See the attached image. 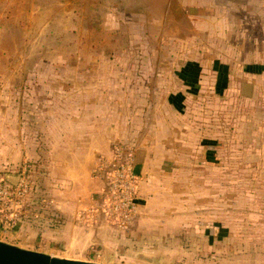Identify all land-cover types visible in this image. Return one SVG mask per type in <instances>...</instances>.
<instances>
[{
    "label": "rangeland",
    "instance_id": "1",
    "mask_svg": "<svg viewBox=\"0 0 264 264\" xmlns=\"http://www.w3.org/2000/svg\"><path fill=\"white\" fill-rule=\"evenodd\" d=\"M258 5L0 0V240L104 264H264V157L251 156L264 141V114L250 115L255 103L239 95L235 80L252 66L232 65L236 76H228L224 94L212 73L224 54L232 57L234 45L261 52L264 28L259 24L257 32L250 21ZM223 22L227 36L209 33ZM185 62L207 71L198 65L203 77L195 95L177 79ZM172 93L186 95L179 98L184 111L168 105ZM125 97L140 106L159 100V113L185 129L186 149L208 128L209 138L220 142L211 149L221 157L167 158L127 227L94 212L101 191L76 213L91 237L72 242L64 216L58 225L44 223V216L59 213L46 206L42 157H51L91 111L107 118L125 112ZM91 226L105 229L99 239Z\"/></svg>",
    "mask_w": 264,
    "mask_h": 264
},
{
    "label": "crops",
    "instance_id": "2",
    "mask_svg": "<svg viewBox=\"0 0 264 264\" xmlns=\"http://www.w3.org/2000/svg\"><path fill=\"white\" fill-rule=\"evenodd\" d=\"M255 1L259 3L258 9H260L258 13H255L257 15H253L255 16L254 19L250 21H255L258 32L259 24L262 25L261 28H264V0ZM208 28L209 33L217 32L219 38H222V36L225 37L228 26L226 22H223L218 23L214 28ZM261 34L264 36V31ZM233 48L235 50L232 57H228V59L224 54L220 59V63L228 67L230 81L234 80L237 72L232 69V65L252 66L251 69L243 72L244 76H241L240 79L237 77L235 80L238 81V85L241 84L240 89L236 90L239 95L242 93L249 97L252 105L255 103L253 107H250L249 113L255 115L254 118L256 119L259 113L264 114V107H259L256 104L263 87L260 82H264V43L262 42L261 52L259 53L257 47L253 48L255 50L254 54L252 52L237 51L236 45ZM188 64L185 62L181 65L183 67L180 68L181 73ZM198 65L201 67L202 73L207 72L204 67L202 69L201 63ZM212 66V69H214V63ZM213 72L218 75V72ZM181 73L177 74V79L180 78L179 80H182L185 87L190 92L193 90L191 93L195 95L193 89L195 87L181 78ZM199 77L198 83L200 84L203 75L200 74ZM228 88L226 87L221 93L224 94ZM125 89H127L126 86ZM188 90L185 92H188ZM182 94L186 98V95ZM175 95L177 96V93L168 94V105L182 112L184 108L181 104L177 105L171 100V97ZM152 103L153 105L140 106L125 97V112L117 113L113 117L102 116L103 111H91L88 116H83L84 118H79L76 121L75 131L64 142L53 148L51 157H42L45 174L49 179L47 194L45 193L46 206L49 210L55 209L59 213L55 217L52 214L51 216L49 214L44 216L45 224L58 225L59 221L62 220L60 216L62 215L69 227V240L73 242L84 237L86 230L79 227L78 221L80 219L78 215L81 213V209L90 204L95 197L98 198L103 190L104 179L101 173L98 172V168L111 158L113 145L118 141H123L126 146L134 147L136 150L135 166L140 165L138 201L141 204L150 196L151 187L154 185V177L157 172L165 169L166 165L164 163L167 158L182 155L183 157H186V155L187 157H221L220 154H215L211 149L213 148L211 146H218L220 142L209 138L208 128L202 131L203 137L198 143L195 140V143L191 142L193 145L190 144L186 149L184 146V143H186L185 129L177 124L175 125L174 120H172V123L159 113V100L154 98ZM262 134L264 137V133ZM253 151L252 157H264V141L260 150L258 148L253 149ZM87 229L90 232L95 229L98 232L96 233L98 235L97 239H99L100 232L105 230L100 229L98 226L87 227ZM85 236L91 237L89 233Z\"/></svg>",
    "mask_w": 264,
    "mask_h": 264
},
{
    "label": "built area",
    "instance_id": "3",
    "mask_svg": "<svg viewBox=\"0 0 264 264\" xmlns=\"http://www.w3.org/2000/svg\"><path fill=\"white\" fill-rule=\"evenodd\" d=\"M135 155L134 147L117 142L109 161L98 168L105 179V187L94 212L119 227L130 225L139 211V175L134 171Z\"/></svg>",
    "mask_w": 264,
    "mask_h": 264
},
{
    "label": "water",
    "instance_id": "4",
    "mask_svg": "<svg viewBox=\"0 0 264 264\" xmlns=\"http://www.w3.org/2000/svg\"><path fill=\"white\" fill-rule=\"evenodd\" d=\"M140 174V165L134 169ZM0 264H104L100 262L57 257L0 240Z\"/></svg>",
    "mask_w": 264,
    "mask_h": 264
},
{
    "label": "trees",
    "instance_id": "5",
    "mask_svg": "<svg viewBox=\"0 0 264 264\" xmlns=\"http://www.w3.org/2000/svg\"><path fill=\"white\" fill-rule=\"evenodd\" d=\"M215 64V69L218 71V83L216 86V91L218 93H221L227 87L228 67L226 65H223L219 61H217ZM199 71L200 68L198 67V64L191 62L187 65L185 70L182 71L181 78H183L186 82H189L190 85L195 87L199 79ZM179 98L183 99L184 96L182 94H179L177 96L171 97V100L175 102V104L180 105L181 103H179Z\"/></svg>",
    "mask_w": 264,
    "mask_h": 264
}]
</instances>
